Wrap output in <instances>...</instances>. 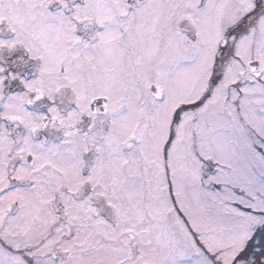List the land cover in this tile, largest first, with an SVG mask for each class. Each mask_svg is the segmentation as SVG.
Returning a JSON list of instances; mask_svg holds the SVG:
<instances>
[{
	"label": "snow or ice",
	"instance_id": "snow-or-ice-1",
	"mask_svg": "<svg viewBox=\"0 0 264 264\" xmlns=\"http://www.w3.org/2000/svg\"><path fill=\"white\" fill-rule=\"evenodd\" d=\"M0 264H264V0H0Z\"/></svg>",
	"mask_w": 264,
	"mask_h": 264
}]
</instances>
